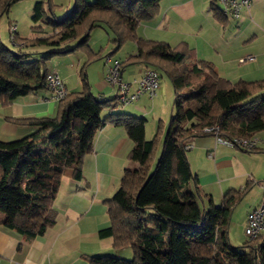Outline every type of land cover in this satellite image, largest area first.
Instances as JSON below:
<instances>
[{
    "label": "trees",
    "instance_id": "trees-1",
    "mask_svg": "<svg viewBox=\"0 0 264 264\" xmlns=\"http://www.w3.org/2000/svg\"><path fill=\"white\" fill-rule=\"evenodd\" d=\"M16 1L0 0V18ZM51 1H36L32 17L35 23L51 27V33L40 25L33 29L47 34L22 38L10 29L12 46L0 35L1 104L49 90L48 62L55 54L81 50L85 65L105 56L104 49L95 52L90 46L93 30L104 26L113 34L114 52L128 42L136 44V52L119 64L120 71L141 64L144 70L153 68L160 76L166 74L174 86L176 111L165 132L160 128L154 138L146 139L145 117L127 112L102 116L105 108L120 104L118 95L99 98L86 74L83 90L67 89L65 97L56 99L55 115L9 118L34 130L18 139L0 140V213H6L0 223L16 228L27 239L43 235L53 226L57 216L53 204L64 171L72 168L76 179L82 177L83 160L94 149L97 131L111 123L126 129L134 142L129 159L139 160L141 165L124 169L120 187L105 201L110 224L99 235L111 237L116 249L129 247L132 255L89 256L91 264H264V233L255 238L246 235L238 246L229 239L233 210L252 183L228 190L221 205L210 200L203 208L199 200L204 192L187 156V146L200 136L233 141L264 131V79L233 82L221 76L211 61L198 60L186 42L171 46L140 36L139 25L158 15L161 0H73L61 19ZM223 7L213 6L219 20L225 17ZM71 40L75 45L63 51L34 48ZM259 144L260 139L249 150H260Z\"/></svg>",
    "mask_w": 264,
    "mask_h": 264
},
{
    "label": "crops",
    "instance_id": "crops-1",
    "mask_svg": "<svg viewBox=\"0 0 264 264\" xmlns=\"http://www.w3.org/2000/svg\"><path fill=\"white\" fill-rule=\"evenodd\" d=\"M213 6L221 9L223 4L220 0L216 4L212 0H161L158 15L141 23L138 34L148 39L165 41L171 46L186 42L195 50L198 60L211 61L221 76L233 82L240 79H264V0H252L250 7L243 10L238 19L224 10H221L224 19H217L211 9ZM196 17L198 22L194 24L199 31L197 35L201 34V41L192 42L189 27ZM13 26L22 38L29 37V34L19 30L16 22H13ZM177 32L182 37L173 40L172 35ZM204 32L205 36L202 35ZM96 42L97 40L94 43ZM90 46L95 52L104 49L97 50L91 43ZM135 46L130 45L127 55H121L124 58H116L123 46L119 51L111 50L106 55V60L101 62L100 58L88 65V81L90 83L91 75V89L99 98L116 95L117 88L106 80V75L112 66L122 63L129 55L134 54ZM248 54L255 55L256 61L240 63L239 59ZM79 60L85 61L86 55H80ZM253 62L255 65L245 67L246 63ZM48 68L58 72L68 91L80 89L79 83L70 86L67 81L75 72H69L61 65L53 63ZM145 68L141 64L121 67V78L130 83L131 91L136 87L134 79L140 77ZM100 69L101 72L98 71ZM157 96L158 90L153 98L143 94L132 103L124 105L128 108L131 105L134 111L146 115L148 106L154 104ZM56 110L57 100L51 97L48 89L19 97L8 105L0 103V140L18 139L34 130L15 124L9 118L53 116ZM105 110V116L116 111L114 108ZM260 134L263 132L256 135L260 139L258 151L220 143L215 136L195 138L191 142L192 147L187 151L192 171L197 175L204 192V197L199 200L203 208L209 206L210 200L216 206L221 205L228 190L242 189L252 183L234 208L230 224L232 227L235 220V228H240L242 236L245 234L248 216L264 200V135L261 137ZM133 147L134 142L123 126L108 123L99 129L93 151L84 157L82 177L76 179L72 168L64 171L53 204L57 213L53 226L43 235L27 239L16 228L0 223V264H91L89 256L131 257L132 251L129 247L116 249L112 238L100 237L99 231L110 224L105 201L120 187L124 169L141 165L139 160L129 159ZM5 216L6 213H0V219ZM231 227L229 239L236 245L235 240H232L234 231L231 232Z\"/></svg>",
    "mask_w": 264,
    "mask_h": 264
},
{
    "label": "rangeland",
    "instance_id": "rangeland-1",
    "mask_svg": "<svg viewBox=\"0 0 264 264\" xmlns=\"http://www.w3.org/2000/svg\"><path fill=\"white\" fill-rule=\"evenodd\" d=\"M36 1L38 0L16 1L10 6V10L0 18V35L4 43L10 46H12L13 44L12 39H10L9 30L12 28L11 30L15 31L16 27L15 26H12L11 28L9 27L10 23L12 22H16L19 25V30L24 31L27 34H29V37L31 38L40 37L47 33L52 32L51 27L45 26L42 23H35L32 20L33 13H34L33 8H34ZM51 2L53 3V7H54L53 9L56 15L58 16V19L63 18L68 13V11L73 5V0H52ZM47 5L49 9L50 5L48 2L47 4H45V6L47 7ZM210 5L211 3L209 2L208 6ZM211 9L214 12L213 7ZM196 22H198V17H196L195 21L191 22L190 24L191 26L189 27V32L191 33L190 39L192 40V42H197L198 40L201 41V34L199 36L197 35L199 31L196 25L194 24ZM40 25L44 27L43 30L46 31L47 33L39 29L37 30L33 29L35 27H39ZM202 35L205 36L206 32L202 33ZM110 36L113 37V34L109 32L104 26L97 27L92 33V39L90 43L93 44V47L97 48V50L100 48H104L105 50V52L103 51L105 56H103L102 59L99 60L101 62L103 60H106V54L109 53L111 50H113V48H115L113 46L114 44L110 40ZM181 37L182 35L179 32L172 35L173 40H178V38H181ZM95 40H97L96 43H94ZM75 43H76L75 40H71L65 43H61L60 45H57V46L55 45L50 46V47L37 46L34 48L38 50L53 49L56 51H63V50L72 48L75 45ZM130 45L135 46V43L133 41L126 43L124 47L121 49V51L117 53L118 55L116 58L119 59L118 57H121V55L122 56L127 55V51L128 52L130 51ZM240 52L242 53L241 50ZM80 55H83V52L81 50H75V51L55 54L48 62V65H51L52 63L59 64L61 65L62 68L69 70V72H75V74H72L67 81L70 84V86H76V84L79 83V88H80L79 90H82L84 88V82L82 78L85 77L84 75L88 74L89 64L85 65L86 60L80 62L79 60ZM121 58H124V57H121ZM75 65H77V68L75 67ZM253 65H255L254 62L246 63L245 67H251ZM82 69H83V73H81ZM98 71L101 72V69ZM89 80H90V83L92 84L93 81L91 80V75H90ZM130 81H133V80H130ZM262 93H264V91ZM112 97H114V95L106 96L105 99H110ZM174 97H175V90H174V86L172 82L170 81L169 77L166 74H162L160 76V87L158 89V96L155 99L154 104L153 105L151 104L150 106H148L149 107L148 113L146 115H141L137 113L136 111L132 109L131 105H129V108H128L124 104L115 103L113 105L114 107L107 108V109L114 108V110H116L114 112H128L135 116L145 117L146 118L145 136H146V139H152L158 133V130H160V128L164 130V132L168 128L170 118L172 114L175 113L176 111V107L174 104ZM105 109L103 110V116L106 115ZM262 132L263 134H260L261 137L264 135V131ZM160 150H161L160 147L156 150V153L154 155L155 156L154 162H152L153 164H155L159 156ZM191 187H193V185H191ZM234 219L236 218L234 217ZM235 226H237V222L235 223V220H233L232 227L230 225L231 232L234 231L232 240H235L236 245H241L246 240L247 237L245 238V234L244 236H242L240 228L237 229L235 228Z\"/></svg>",
    "mask_w": 264,
    "mask_h": 264
},
{
    "label": "built area",
    "instance_id": "built-area-1",
    "mask_svg": "<svg viewBox=\"0 0 264 264\" xmlns=\"http://www.w3.org/2000/svg\"><path fill=\"white\" fill-rule=\"evenodd\" d=\"M224 4L223 10L225 12L231 13L235 17H239L242 9L249 8L252 0H221ZM12 29V28H11ZM13 31V30H12ZM256 56L253 54H248L239 59L240 63H245L249 61H255ZM48 85L47 87L53 93L52 98L61 99L66 96L67 88L65 87L62 79L55 70H50L47 76ZM106 80L113 84L117 88L118 101L120 104H129L138 99L143 94H148L153 98L160 86V75L153 69L148 68L143 71L140 77L134 79L136 87L131 91L130 83L122 80L121 71L119 63H116L111 67L109 73L107 74ZM210 130V129H208ZM220 143L239 146L245 149H252L257 147L259 143V138L254 136L250 139L246 138H235L233 141L218 138ZM192 147V143L187 146V149ZM264 233V200L261 205L252 211L248 216L247 225L245 228V234L249 238H255L259 234Z\"/></svg>",
    "mask_w": 264,
    "mask_h": 264
}]
</instances>
